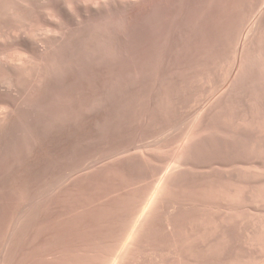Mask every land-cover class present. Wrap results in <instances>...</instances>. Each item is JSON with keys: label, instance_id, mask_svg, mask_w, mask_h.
<instances>
[{"label": "rangeland", "instance_id": "1", "mask_svg": "<svg viewBox=\"0 0 264 264\" xmlns=\"http://www.w3.org/2000/svg\"><path fill=\"white\" fill-rule=\"evenodd\" d=\"M176 1H178V3ZM180 1H182L181 4L184 3L186 5L185 7H183L184 4H182V6H180V7H183L185 9L189 8V9H187V13H190L191 16H193L195 21L193 19L191 20L192 17L190 16V14L187 15L186 19L188 18V20H189V17H191L190 18L191 21H189V22L193 21V23L192 24L190 23V24L193 25L196 23V26L194 25L193 27L197 28V29H199L197 26L201 27L199 30L204 29L202 27V24L204 25L203 21L207 22V20H205V19H208V21H209L210 15H211V12L209 15V11L213 12L212 15L213 16L215 15L214 17L216 19H217V17L219 20L222 18V21L220 20L222 22V24L227 23V25H230L229 21H231L232 17L234 16L233 15L232 17H230V15L236 14L240 10L239 8L242 6V5H240V2H242L243 6L245 4V2H243V0H230V1L229 0H213L212 4H210V5H213V3H215V2L216 3L214 4V7H212V6H208V4L212 0H210V2L208 0L207 6L205 5L207 0H201V1L200 0H194V1L190 0V1H193L192 3L194 5L193 6L191 4L193 7V8H191V5L188 7L186 0H174L173 3H176L177 5H179ZM183 1H185V2H183ZM187 1H189V0H187ZM202 1L205 3H203ZM236 1H238V2H236ZM167 2L168 1L164 2V4L162 2V3H160L159 6H157V4L156 5L154 4V7H152V8H153V10L156 9V11L155 10L153 11L151 8V10L149 9V12H148V10H146L147 12L143 11V12L138 13L140 15V17H139V15L138 16L136 15V17H133V18H137L135 20H138L136 22V24L141 23L142 25L139 24V25L135 26V28L133 26H130V27H132V28H130L129 25H132V24L130 23L129 18H128L129 22L126 21L127 19L124 21V23L126 22L124 27H125V30L127 31L126 32L127 37L129 38V36H132V37H130L132 40L130 39L128 41H132V43L130 42L131 45H129V46H131V47L133 46V49H131V47L128 46L129 42H127L128 43L127 44L128 49H129V51L131 50V52L132 51L134 52L135 50H136V53L140 52L141 55H139L138 53H137L138 54L137 55L135 52H134V55H135V57L139 56V59L141 60V62L137 60L138 58L135 59L133 57L134 61L131 64H133V65L135 64V66H133L132 69L128 68V72H130V70H131V72L128 74V78H129L128 81L129 80H134V81H130L127 83L126 89H128V90H125V92H124L125 97L123 95H121L122 93L119 92L118 88L114 89V87H116V85H113V97L114 96H116V97H114L112 99V101H113L112 105L114 107L112 110L114 112H113V115H111L113 119L110 118L111 120H109V122L110 121L111 122L110 123L108 122L109 125L103 126L104 128H101V130L99 129L98 133L96 131V134L94 133L91 136L93 140L90 137L91 141L89 140V142L86 144L83 141L84 138L82 139V136L84 137V135L82 134V136H81L82 143L85 146L90 143L88 147L86 146L87 149L81 143V145L83 146L81 148H84V150L83 149L82 150L85 152L84 153L82 150L80 151V153L81 152L84 153V154L81 153L82 156H85L88 153V155H86V158L85 157L83 158L81 156V158L84 159V160H81L82 165H84L83 162L85 163V165H86V162L88 163L89 161H90L89 163H92L91 160L94 161V159H97L98 163L95 160L94 162L96 163V165H93L94 162L91 164V167L89 166L90 164H88V166L90 168L86 165L87 170L85 169L86 168L85 165H84L85 167L82 166V168L84 167L82 169L84 171L81 170V172H80L81 174H79V176H78L79 180L77 179V181H76V183L77 182H79V183L78 184H76V183L70 184V187L71 188L73 187V188L70 189L71 191H69L67 193V195L64 194V195L60 196V198H59V196H58V198L54 197L55 199L53 197H50V198L47 197L46 200H45V198L39 199V198H35V197H32L31 200H28L29 198H31V197H29L27 199L28 201L26 200L28 203V209L22 211L23 214H21V212H19V214L17 213L16 215H18V216L15 215V217H14L15 218L14 223L16 222V220H18L15 223L16 226L13 223L12 225L15 227H12V225L9 227L11 229L12 228L14 229V230L12 229V232H14V233L12 234L10 229H9L10 233L8 232V230H6V229H8V227H5L7 225H4L5 229L3 227H2L3 229L0 228V232L2 233V234L0 233V236H1L0 237V245H1V247H0V260H3L4 258L5 259L8 258L7 261H9V258H11L13 256L11 261H9V262L6 261L8 264H10V263L11 264H217V263L218 264H225V263L226 264H229V263L232 264L231 260L233 261V264H236V263L241 264L243 260L244 261L242 264H254L253 262H255L258 259V253H256V250L259 249V244H260L259 243L260 240H258V239H260L259 235H261V233L264 234V231H262L263 230L262 227L258 225L259 222L257 220L259 219L260 222L264 221V215L262 214V212L259 213L260 212L259 210H257L258 212H253V211L256 210V209H254V207L260 208V204H262L261 206L264 205V203L262 202V201H264V196H263L264 195V184H263L264 183V161H263V159H264V150H263V148H264V144H263V141H264V137H263L264 136V130H263L264 128L263 127H264V124H262L263 127L260 126L261 123H264V121H263L264 120V118H263L264 117V115H263L264 114V110H263L264 108L262 109V107H264V98H263L264 95H262V93L264 94V91H263L264 90L263 89L264 88V76H263L264 73L261 76L262 78L260 77L261 80L258 79L259 80V81H257L258 84L255 83L256 87L254 86L255 90L258 92V95H257V92L255 93V90H252L253 87L251 88V90H252L251 92L254 95V97L262 95V97L261 96L258 97L259 102L258 101L254 102V100H253V99L256 100L257 97L254 98L251 96L253 99L250 97L254 102V104H253V102L250 101V102H252L251 104H253L254 107H253V105L251 107V104L249 102H248L249 103V105H248L247 101H243L245 95L247 94L246 92L251 93L250 89H249V91L245 92L246 94L243 93L244 94L243 97H240V95L242 96V94L237 95L236 96L237 98L235 97V104L234 105H236L237 107H235L233 105L232 108H233V110L235 109L236 112H234L235 110L232 111L231 108L228 109V107L222 103L220 105L219 104L214 105L218 109H216V107L213 106V108L208 107V109L205 108L206 110H204L205 97L210 92V91L208 92V90L213 89L212 87H214L215 85H216L215 87L219 86L220 79H218V77L220 78V76L222 74H221V70L218 71V69H221L222 63L223 64L225 63L226 67L230 64L229 60L231 59V56H232L231 51H233V43L234 42L232 43V39L229 40L230 38L229 39L226 38L227 36L224 37L223 34L226 31L225 28H224V30L223 29L219 30L218 35L215 34V32H214L215 30L214 31H212V30L208 31L210 34H213V32H214V34L212 35V36L215 35L214 37H217V36H219L221 38L224 37V38H222L223 39L222 41L225 42V44L224 43L222 44L221 42L217 43L218 39H219V41L221 40V38H219V37H217L216 39L212 38L213 41H211L212 36L209 33H207V31L205 29L204 30L205 36L208 37L211 42H215L216 44L208 43L209 44L208 45L206 42L205 43L206 47L210 46L209 47L210 50L208 48L206 49V47H203L204 44L201 46V48L199 47L198 50L201 49L200 51L202 52V54L205 52L203 54L204 56L200 53L199 57H197L195 54L197 52H200L197 49H196L197 52L195 50V54L193 53V51L191 53H188L190 55L189 57H191V58L193 57L192 55H195L194 58H192V59L190 58L191 60L189 59V61H191L192 65L188 64L190 68L187 65L186 68L188 69V71L185 67H184L185 69L183 68L184 71H181L182 68H181V70L177 69V70H179V71H177L175 69L171 70L168 67H167V69H168L167 70L165 68V66L163 65V67L165 68V70H164L165 73L168 74L169 73L168 71L171 70L170 72L175 76H173V75L170 76L169 74H171V73H169L167 75L164 72H161L162 75L160 77L159 72L163 71L162 70L163 68L161 65V62L163 61L162 59L165 58L164 56L167 55L168 50L170 49L171 44L169 42L172 43V40L169 39L168 40L169 42L168 41L166 42L167 44H169V47L165 46L166 43L163 45V43L165 42L164 39L166 40V36L170 33V30L169 31L166 30V28L168 29V27L165 25H168L172 21H174L175 23L178 21L179 22L183 21L182 20L183 15H180L177 17V13L181 12L178 10H182L183 8L182 9L178 8V6L176 4L171 3L172 2L171 0L169 1L170 3L168 2L169 4H167ZM161 4L163 6H161ZM198 4H200V6ZM164 5L169 6V8H166V6H164ZM239 5H240V7H239ZM160 6H161V9H160ZM237 6H238V8H236ZM162 7H164V8H162ZM173 7H174V10H176V12L173 10L172 14L173 15L176 14L177 19H176L175 15L174 16L170 15L171 17H173V19L171 20V17L169 16V14H171ZM201 7H203V8L205 7V8L203 9ZM211 7H212V9H211ZM215 7H217L219 12H217L218 10L217 11L215 10ZM229 7H230V9H229ZM233 7H235L236 9H234ZM195 8H197L196 9L197 11H195L196 13L193 14ZM213 8H214V10H213ZM162 9H163V11L165 10V13L162 11ZM222 10H224V11H222ZM231 10L233 12H234V10L235 11L238 10V11H236L235 13H232ZM159 11H160V13H159ZM214 11L220 15V18H219V15H217V17H216V13ZM191 12H193V13H191ZM203 12L204 13L207 12L208 14H206V13L204 14ZM166 13H168V14H166ZM145 14H147V15H145ZM202 14H204L205 16L206 15L207 16L209 15V16L208 17L206 16L207 18H205V17H203L204 15H202ZM228 14H229V16H227ZM150 15H151V17H150ZM199 16L200 17L202 16L203 18L201 19V18H199ZM213 16H211V18H214ZM224 16H226V17H224ZM162 17L164 19H162ZM180 17H181V19H180ZM197 18L200 22H198ZM153 19H155L156 21ZM165 19H167L166 21L168 24L166 22H164ZM174 19H176V21ZM225 19H226V21H224ZM157 20H159V21L157 22ZM162 20L164 22V23L162 22L163 24H161ZM188 20H186V22H188ZM201 20L203 23L201 22ZM228 22H229V24H228ZM218 23H220V22H218ZM172 24H173V22H172ZM156 25L157 26L159 25L158 28H156L157 27ZM220 25H219V27H220ZM225 25L226 24L221 25V26L226 27L227 25L226 26ZM138 26H139V28H140V26H142L143 29L140 28L141 29V31H140ZM151 26H153V28ZM126 27H127V29H126ZM145 27H146V29H144ZM136 29H139V30L137 31ZM157 29H159V31H156ZM165 30L168 31V33ZM262 30H264V28ZM164 31H165V33H164ZM222 31H224V32L222 33ZM262 32L264 33V31H262ZM206 33H207V35H206ZM263 33H261V34L264 36ZM164 34H166V36H164ZM220 34L222 36H220ZM261 34L259 37H261ZM208 35H210L211 37ZM158 36H160L159 40H158L160 42H157ZM169 36H170V34H169ZM149 37H151V38H149ZM168 38H170V37H168ZM208 38H206L205 41L209 42ZM133 39H135V41ZM227 39L229 42H231L230 43L231 45H229V42H228V44L226 43ZM262 39H263V37H262ZM186 40L187 39L185 38V41ZM259 40H260L259 42H264V39L262 41L261 38H259ZM133 42L135 43V47H134ZM161 42H163V43H161ZM178 42H179V44H183L184 39L181 40V42H180V40ZM186 42H184V44L187 45L190 43L189 44L190 47L188 45L187 46L185 45V46L189 47L190 50H194V49H192V46H191L192 40L191 41L189 40ZM211 44H212V46H211ZM136 45H138V46H136ZM219 45H221V46H219ZM225 45H227L228 50L226 49V47L224 49ZM261 45L264 46V43ZM217 46L221 47V51L224 49V50H227L229 52L226 51L227 52L226 53V52H224V50H223V52H218V50L220 51V48H218ZM222 46H223V49H222ZM165 47H167V51L166 50L162 51L165 49ZM216 47H217V49H216ZM228 47H231L232 50H231V48H228ZM204 48L206 49L205 51L203 50ZM214 49L216 51H214ZM160 51H161V54H160ZM145 52H148V53H145ZM162 52H163V55H162ZM157 53H159V54L157 55ZM223 54H228L230 57L227 55L229 58H226L227 56L224 57ZM148 55L151 56L152 58H149ZM200 55H202V57ZM220 55L224 58L222 59V57ZM140 56H141V58H140ZM161 56H163V58ZM218 56H220V58ZM144 58L146 61L144 60ZM160 58H162L161 59L162 61L161 62L159 61L160 62V65H159V62L157 60H160ZM199 58H200V60H199ZM133 59L131 58L129 60L131 61ZM143 60H144V62H142ZM218 60H220V61H218ZM221 60H224V61L221 62ZM130 61L128 63L129 67L131 66ZM193 62H195V63H193ZM202 62H203V64H200ZM212 62L214 65L211 64ZM216 62H218L217 64H218V66H220V68L218 67V69L216 68L217 66H215V65H217V64H215ZM154 63H156V64H154ZM152 64H154V65H152ZM207 64H209V65H207ZM138 65H140V66H138ZM134 67H137V68H134ZM144 67H145V69H144ZM191 67H193V69ZM213 67H215L217 70H215V68H213ZM223 68H224V65H223L222 69ZM227 68H224L223 70H225ZM135 69H138L141 72H139L138 70H137V72H135ZM193 70L195 71V73L193 72ZM210 70H211V73L209 74ZM212 70H214L215 72ZM153 71H155V72H153ZM156 71H158V72H156ZM189 71H190V73H189ZM133 72H134V75L139 72L138 74L135 75V76L139 75L138 76L139 79H138V77L133 76ZM186 72H188V73L186 74ZM207 72H208V74H207ZM140 73H141V77L143 79L142 78L140 79ZM215 73L218 75H216ZM222 73L224 74V71H222ZM225 73H226V71H225ZM150 74H152V75H150ZM163 74L172 77V78H169L166 76L167 79H169V80L171 79L170 81L173 80L174 82L172 81V82H170L172 84H170V83H166V81H164L165 83L162 85V83H163V82H161L162 78H165V76H163ZM176 74H178V75H176ZM211 74H213V75H211ZM143 75H145V76H143ZM156 75H157L158 79H160V78L161 79L157 81L158 84H154L155 87H153V88L156 89L157 91L155 90L153 92V91H151L152 88H150V87H152L153 83L155 82V80L153 81L152 76L154 77V79H156V77H155ZM179 75L182 77V79ZM207 75L210 77H208ZM205 76H207V77H205ZM130 77H133V78L130 79ZM176 77H178V79ZM183 77H184V79H183ZM212 77L215 79V81H213L214 79ZM136 78L138 79V81H135ZM201 78H202V80H201ZM186 79L188 82L186 81ZM244 79L245 78H242L241 80L246 83L248 81V79H246L247 81ZM169 80H168V82H169ZM206 80H208V81H206ZM204 81H205V83H204ZM221 81H222V76H221ZM137 82H138V85L136 84ZM159 82H161L160 85H159ZM213 83H214V85H213ZM134 85H137V86H134ZM198 85H199V87H198ZM185 86H187V87H185ZM257 86L260 87V89H258ZM141 87H143V88H141ZM161 87H163V88L161 89ZM148 88H150V89H148ZM175 88H176V92H175ZM218 88L219 87H217L216 89H218ZM143 89H144V91H143ZM145 89L149 90V92H147ZM257 89L260 91H258ZM261 89H263V90H261ZM127 91L130 95L127 93ZM173 91H174V93H173ZM189 91H192V92H189ZM197 91H199V92H197ZM151 92H153V93H151ZM161 92H163V93H161ZM164 92H165V94H164ZM114 93H115V95H114ZM177 93H178V95H177L178 97L175 95ZM169 94H171V95H169ZM202 94L203 95L205 94V95L203 96ZM252 94H250V95H252ZM142 95L144 98H142ZM163 95L165 96V98ZM166 95H167V97H166ZM247 95L249 98L250 95L249 94H247ZM126 96H127V98H126ZM153 97H155V98H153ZM157 97H159V98H157ZM198 97H200L199 98L200 100L198 99ZM168 98L170 100H168ZM192 98H194V99H192ZM114 99H116L117 102H116V100L114 101ZM120 99L121 100L123 99L125 102L127 100V102L125 103L122 100V102L120 104ZM245 99H247V96L245 97ZM260 99H261V101H260ZM156 100H158L157 103H156ZM188 100H189V102H188ZM197 100L199 102H197ZM136 101L138 102V104ZM114 102H115V104H114ZM170 102H171V104H170ZM243 102H245L247 104V106H250V108H253L251 111V114H254V112L257 114V115L254 114L256 120L260 119L259 122H256V123H258L257 125H256L255 121L253 124L252 123H250V124L244 123L243 124L244 121L242 120L243 121L242 122L240 120V119H244L243 116L247 112L248 113L250 112V109L247 110L248 107ZM191 103L193 104L194 107L192 106ZM256 103H257V105H260V103H262L260 105V109L258 106V109L261 110L260 112L258 110L255 111L257 109V107L255 106ZM116 104H119V106L121 105L120 108ZM159 104H160V106H159ZM189 104H191V105H189ZM198 104H199V106H198ZM169 106H171L172 109ZM177 106H179V107H177ZM180 106H181V109H180ZM185 106L188 109L185 108ZM196 106H198V107H196ZM127 107H128V109H127ZM131 107H133V108H131ZM160 107H161V109H160ZM224 107H227V108H224ZM151 108H153V109H151ZM164 108H166L167 110ZM219 108H221V109L219 110ZM140 110H141V113H140ZM173 110L175 112H173ZM180 110L184 113V115L186 113V114L190 115V117L188 115H185L187 118L185 116H183V114ZM228 110H231L232 114H231V111L229 112ZM164 111L167 113L168 116L166 115V113ZM207 111H208V113H207ZM209 111H211V112H209ZM243 111H245L246 113L243 114ZM137 112H138V114H137ZM195 112L198 113L197 116H200L199 120L197 119L198 117L196 116ZM215 112H217V113L215 114ZM233 112H234V114H233ZM237 112H239V113H237ZM133 113H135V114H133ZM119 114H121V115H119ZM145 114H147V115H145ZM170 114L172 115L173 118L171 117ZM238 114H240V115H238ZM154 115L157 117H155ZM234 115L236 116V118H234ZM249 115H250V113H249ZM262 115H263V117H262ZM164 116L166 119L164 118ZM181 116H183V117H181ZM209 116H210V119H208ZM237 116H239V117L241 116L242 118L241 117L239 118ZM193 117H194V119H193ZM213 117H215L217 120ZM122 118H124V119L122 120ZM152 118H154V119H152ZM205 118H207V119H205ZM233 118L235 119V123L232 125V123L234 121ZM237 118H239V119H237ZM171 119H173V120L175 119V120L173 121ZM127 120H129L131 123ZM206 120L207 121L212 120L214 123L212 124V121L208 123ZM239 120L242 123H239ZM97 121H99V120L97 119ZM222 121H224V122H222ZM261 121H263V122H261ZM159 122L162 124H160ZM181 123L182 124L184 123V124L182 125ZM201 123H203V124H201ZM238 123H239V125H238ZM246 124H248V125H246ZM251 124H252V127L249 126ZM142 125H143V127H142ZM167 125H169L170 127L168 126V128H167ZM211 125H212V127H211ZM234 125L236 126V128L234 127ZM237 125L241 129L239 127H237ZM258 125L261 129L258 127ZM124 126H126V127H124ZM150 126L153 128H151ZM120 127H121V129H120ZM134 127H136V128H134ZM146 127H148V128H146ZM156 127L158 129H156ZM161 127H162V129H161ZM179 127H181V128H179ZM189 127H190V129L193 127L192 131H194V134L189 129ZM125 128H126V130H125ZM172 128L173 129L175 128L176 130L175 129L173 130ZM220 128H222V129H220ZM228 128H232L231 129L232 131L229 130ZM233 128H235V129H233ZM238 128H239V130H237ZM135 129L137 130V133H136ZM146 129H147V131H145ZM151 129L153 131L154 130L155 131L152 132ZM214 129H215V131H214ZM216 129L219 131L221 130L220 131L221 133L218 134L219 131H217ZM195 130H197V131H195ZM235 130L238 131L239 135H237V131H235ZM162 131H163V134L161 133ZM233 131L235 132V134L237 136L234 134ZM245 131H246L247 135L244 134ZM126 132H127V134H126ZM157 132H159L160 136L158 135ZM164 132H165V134H164ZM169 132H170V134H169ZM181 132H183V133H181ZM190 132H192V136H193L191 139H190V137H191ZM208 132H209V134H208ZM214 132H215V134H214ZM107 133H109V134H107ZM147 133H149V134H147ZM232 133H233L234 137L231 135ZM124 134H125V136H124ZM195 134H197V135L194 136ZM200 134H201V136H200ZM185 135H186V138H185L186 141L184 143L183 141L185 140L184 139ZM189 135H190V137H189L190 140L188 139ZM229 135L231 137H233L234 139L231 138ZM135 136H137V137H135ZM161 136H163V137H161ZM241 136H243V137H241ZM112 137H114V139ZM143 137H145V138H143ZM165 137L166 138L169 137V138L166 139ZM207 137H209V138H207ZM212 138L214 141H212ZM235 138H236V140H235ZM240 138H242V139H240ZM118 139H120V140H118ZM143 139L146 141H144ZM147 139L150 140V142L147 141ZM169 139H170V141H169ZM239 139H240V141H239ZM244 139H245V141H244ZM246 139H248V140H246ZM108 140H110V141H108ZM140 140H141V142H140ZM229 140H230V142H229ZM233 140L235 141L234 142L235 146H234V144H232ZM92 141H94V142L92 143ZM103 141H105V142H103ZM114 141H116L117 143ZM190 141H192V142H190ZM203 141H205V142H203ZM161 142H163V143H161ZM187 142L188 143L190 142V143L188 144ZM206 142H208V144ZM249 142H250L251 146L250 145L248 146ZM261 142H262V144H261ZM98 143H99V145H98ZM230 143H231V145H230ZM239 143H241V145ZM110 144L113 146H111ZM122 145L124 147H128V148H124ZM224 145H226V146H224ZM253 145H255V146L252 147ZM229 146L230 147L232 146L231 149ZM238 146L244 148V150H242V148H240ZM105 147L108 149L106 150ZM138 147H140L139 150H138ZM210 147H212V149H210ZM226 147L229 149H227ZM250 147L253 148L255 151L253 149H251ZM89 148L91 149V152H90ZM168 148H170V150ZM217 148H218V150H216ZM116 149L117 150L120 149V150L117 151ZM124 149H125V151L122 152L121 150H124ZM159 149H160V151H158ZM174 149H176V150H174ZM183 149H186V150H183ZM223 149H224V151H223ZM233 149L235 151H233ZM87 150H89V152ZM141 150H143V151H141ZM112 151H114L115 153ZM116 151L118 152L117 155H116ZM119 151H120V154H119ZM179 151H180V153H178ZM92 152H94V153H92ZM89 153H90V156H89ZM93 154H95V155H93ZM103 154H104V156H103ZM105 154H106V157H105ZM110 154H112L113 156ZM217 154H218V156H217ZM227 155H230V156H227ZM257 156H259V157H257ZM88 157L90 160H88ZM92 157H93V159H92ZM237 158H238V160H237ZM249 161L250 162L252 161V162L249 163ZM260 161H261V163H260ZM262 161H263V163H262ZM210 162H212V163H210ZM215 163H216V165H215ZM241 164H243V165H241ZM255 164H257V166ZM232 165L234 166L235 170L232 169L233 168ZM235 166H237V167L235 168ZM244 166H245V168H244ZM255 166L257 168H255ZM225 167H227V168H225ZM237 168H239V169H237ZM98 169L100 170V172ZM226 169H228V170H226ZM257 169H259V170H257ZM85 171H87V172H85ZM212 171H214V172H212ZM219 173L221 175H219ZM229 173H230V175H229ZM207 178H209V179H207ZM215 178H217V179H215ZM223 178H224V180H223ZM228 178L230 181L228 180ZM219 179H220V181H219ZM221 179L223 182L221 181ZM260 182H261V185L263 187L260 186ZM234 183H236V185ZM195 184H197V185H195ZM203 185L205 188L203 187ZM213 185H214V187H213ZM219 185H220V187H219ZM237 185H238V188H236ZM246 185H247V187H246ZM215 186H218L217 188H219V189H217ZM253 186H254V188H253ZM222 187L224 189V190L222 189L223 191L221 190ZM156 188H157V191H155ZM207 188L210 191H208ZM227 189H229V190H227ZM211 190H213V191L211 192ZM231 196H232V198H231ZM233 197H234V200H233ZM230 198H231V200H230ZM252 198L254 199L253 201H252ZM225 199L227 202L225 201ZM244 199H246V200L244 201ZM34 200L35 201L38 200V201L34 202ZM57 201H58V203H57ZM259 201H260V204H259V206H257ZM31 202H33V204L35 203V205L31 204ZM245 202H248V203H245ZM230 203H231V206H229ZM30 205L32 206L31 210H29ZM33 206H34V208H33ZM238 206H240L241 208ZM144 207H145V209H143ZM236 207L239 209H237ZM43 209H44V211H43ZM45 210L48 212H45ZM243 210H244L243 213H239V212H242ZM41 213H43V215ZM233 213H235V214H233ZM256 213H257V215H256ZM20 214L24 215V217L21 216ZM36 214H38V215H36ZM238 214H240V216ZM32 216H33V218H32ZM37 216H38V218H37ZM43 217H44V219H43ZM250 217H252V218H250ZM17 218H19V219H17ZM20 218H21V220H20ZM31 219H33L34 221ZM39 219L40 220L42 219V220L40 221ZM242 220L243 221L245 220V221L242 222ZM42 223H43V225H42ZM17 226H18V229H17ZM37 226H39V228ZM4 232H5V234H4ZM258 232H259V234H258ZM8 235H9V239L7 238ZM24 236H25V238H24ZM10 237H11V240H10ZM2 238H4V239H2ZM28 238H29V240H28ZM255 239L258 243H256ZM18 240H20V241H18ZM247 240H248V242H247ZM6 241H8V242H6ZM252 241L253 242L255 241V242L253 243ZM17 243L19 245H17ZM2 246H3V248H2ZM5 249L7 252H9V250H10L9 254L12 256L8 255V253L5 251ZM249 251H251V252H249ZM2 255H5V256H2ZM247 255H248V257H247ZM241 258H243V260H241ZM251 259L252 260L254 259V260L252 261ZM250 261H252V263Z\"/></svg>", "mask_w": 264, "mask_h": 264}, {"label": "bare ground", "instance_id": "2", "mask_svg": "<svg viewBox=\"0 0 264 264\" xmlns=\"http://www.w3.org/2000/svg\"><path fill=\"white\" fill-rule=\"evenodd\" d=\"M166 1H170V0H0V228H4L8 227V232L13 234L14 232H12V229L9 228L13 223H14V217L15 215L19 212L22 213V211L28 209V200H31L32 197L35 198H46L47 197H55V198H60V196L66 194L71 191L70 189H72L70 187V184H75L79 174H81V170L88 164H90L89 166L91 167V164L96 160V162L98 163L97 159H94V161L91 160L92 163H87L86 161V165L81 160H84L81 158L82 154H84L85 152L83 151L84 148H81L83 146H85L82 143L81 140V136L82 134L84 135V137L82 136V139L84 141V143H88L90 140V137L95 133L96 131L97 133L99 132V129L101 130V128H104L103 126L105 125H109L108 122L109 120H111L110 118H112L111 115H113V101L112 99L116 96L113 97V85H116L115 88H118L119 92L122 93L121 95L124 96V92L127 86V83L130 81H134V80H129L128 81V74L131 72H128V68L132 69L133 66H135V64H131L134 59L133 57L137 60L141 62V60L139 59V56L135 57L134 52L136 53V50L133 52H131V50L129 51L128 46L131 45L130 42L132 43V41H128L130 40L132 36H129V38L127 37V31L125 30V23L124 21H128V18L130 20V23L135 28V26L137 25H142L141 23L136 24V22L138 20H135L137 18H133L136 17V15L138 16L140 12L146 11L149 9L151 10L152 7H154V4L157 6L160 5V3L166 2ZM173 3L174 0H171ZM194 1V0H193ZM193 1H187L186 3L188 5V7L192 4L193 5ZM201 1V0H200ZM199 1V2H200ZM230 1V0H229ZM157 2V3H156ZM167 2V4H169ZM178 3V1H176ZM182 1H180L181 4ZM185 2V1H183ZM203 2V1H202ZM208 0L203 3H205V5L207 6ZM210 2V0H209ZM213 0L208 4V6H212L210 5L212 4ZM238 2V1H236ZM243 2H245L244 6L242 4V2H240V5H242L240 7L239 5V11L236 14H232L230 15V17H232L230 22V25H227V23H223L222 24V18L219 20L217 14L216 13V17L217 19L212 15L213 12L209 11V15H210V19L208 21V19L204 14H208L207 12H203L204 15L203 17H205L204 19L207 20L203 21L204 25L202 24V27L204 28L203 30H199L201 27L197 26L199 29L194 28L193 26H196V23L191 25L193 23L189 22L192 19L194 20L193 16H191L190 13H187V9L183 8L186 5L184 3L183 7L182 4L177 5L178 8H183L182 10H178L181 12L177 13V17L180 15L182 16V22H172L171 23H167V19H165L164 22H166L168 25H165L168 27V29L166 28V30H170V36L169 34L166 36V34L168 33V31H166L167 33L164 34V36H166V40L164 39V43L163 45L169 40H172V43L169 42L171 44L170 49L168 50V53L166 56H164L165 58H163V56H161L162 58H160V60H157L158 62H161L162 65V70L160 71L159 69V74L161 77V72H164L165 68L167 69V67L171 70H177L182 68L181 71H184L183 68L187 67V65H192L191 61H189V59L191 57H189L190 55L188 53H191L193 51V53L195 54V50L203 45V47H206V42L208 43H214L215 42H211L213 41L212 38H217L212 36L215 32V34H219V30H224L225 28V32L222 31V33L224 32V37L227 36L226 38H230L229 40L232 39V43H233V51L232 50V46L228 47L231 48V59L229 60L230 64L226 67V64L222 63L221 65V69H218V67L220 68V66H218V62H216L215 66H217L216 68L219 70H221V76H222V81H221V76L220 78L218 77V79H220L219 81V87L218 89H216L217 87H212L213 89L208 90L209 94H207V96L205 97V105H204V110H206L205 108L208 109L209 108H213L214 105L216 104H224L229 108H231L232 111L233 110V105L235 104V97L239 94H242V96L240 95V97H243V93H245L246 91L250 92L252 90H255V83H257V81L261 80L260 77L263 75L264 73V46H262L261 44H263L264 42H259V38H261V40L263 41L264 36L261 34L263 33L262 30L264 28V0H243ZM166 4V3H165ZM172 4V5H173ZM239 4V3H238ZM191 5V8H193ZM200 6V4H198ZM224 5V4H223ZM234 5V4H233ZM156 6V7H157ZM161 6H163L161 4ZM160 6V9H161ZM166 6V5H164ZM171 6V5H170ZM194 6V5H193ZM196 6V5H195ZM198 6V7H199ZM203 6V5H202ZM217 6V5H216ZM232 6V5H231ZM236 6V5H235ZM155 7V8H156ZM211 7V9H212ZM220 7V6H219ZM227 7V6H226ZM164 8V7H162ZM166 8H169V6H166ZM165 8V9H166ZM171 8V7H170ZM203 8V7H201ZM205 8V7H204ZM203 8V9H204ZM234 9L238 8V6ZM159 9V8H158ZM176 9V8H175ZM197 8H195L194 13L195 14L197 11ZM202 9V10H203ZM230 9V7H229ZM153 10V8H152ZM156 11V9H154ZM153 10V11H154ZM173 10L174 7L172 8V12L170 15H173ZM199 10V9H198ZM206 10V9H205ZM204 10V11H205ZM210 10V9H209ZM214 10V8H213ZM215 10L217 11V7H215ZM225 10V9H224ZM222 10V11H224ZM163 11V9H162ZM161 11V12H162ZM169 11V10H168ZM171 11V10H170ZM176 12V10H174ZM190 11V10H189ZM232 11V10H231ZM234 10V12L232 11V13L236 12ZM147 12V11H146ZM151 12V11H150ZM165 13V10L163 11ZM219 12V10L217 11ZM221 12V11H220ZM230 12V11H229ZM156 13V12H155ZM160 13V11H159ZM169 13V12H168ZM166 13V14H168ZM181 13V14H180ZM214 13V14H215ZM226 13V12H225ZM231 13V12H230ZM229 13V14H230ZM149 14V13H148ZM192 17H189L186 19L187 15H189ZM222 14V13H221ZM229 14L227 16H229ZM147 15V14H145ZM155 15V14H154ZM165 15V14H164ZM163 15V16H164ZM176 17V14H174ZM173 15V16H174ZM198 15V14H197ZM159 16V15H158ZM168 16V15H167ZM166 16V17H167ZM211 16H213L214 18H211ZM222 16V15H221ZM140 17V15H139ZM144 17V16H143ZM151 17V15H150ZM157 17V16H156ZM161 17V16H160ZM165 17V16H164ZM171 17V16H170ZM174 17V18H175ZM176 17V19H177ZM202 16L199 18H203ZM226 17V16H224ZM168 18V17H167ZM191 18V20H190ZM220 18V15H219ZM140 19V18H139ZM148 19V18H147ZM158 19V18H157ZM162 19H164L162 17ZM169 19V18H168ZM173 19V17H171V20ZM176 19H174L176 21ZM179 19V18H178ZM181 19V17H180ZM196 19V18H195ZM224 19V18H223ZM229 19V18H228ZM227 19V20H228ZM149 20V19H148ZM155 20V19H153ZM170 20V19H169ZM185 20V21H184ZM186 20H188V22H186ZM198 20V18H197ZM156 21V20H155ZM159 20H157L158 22ZM181 21V20H180ZM195 21V20H194ZM220 23H218V22ZM226 21V19L224 20ZM129 22V21H128ZM150 22V21H149ZM163 20L161 21V24ZM197 22V21H196ZM198 22H200L198 20ZM202 22V20H201ZM202 22V23H203ZM228 22V24H229ZM154 23V22H153ZM165 23V24H166ZM191 23V24H190ZM156 24V23H155ZM160 24V25H161ZM224 26H221V25ZM128 25V24H127ZM145 25V24H144ZM220 25V27H219ZM154 26V25H153ZM153 26H151L153 28ZM157 26V25H156ZM159 26V25H158ZM158 26L156 28H158ZM128 27V26H127ZM126 27V29H127ZM128 27V28H129ZM148 27V26H147ZM150 27V28H151ZM155 27V26H154ZM161 27V26H160ZM132 28V27H130ZM137 28V27H136ZM139 28V26H138ZM140 28L143 29L142 26H140ZM139 28V29H140ZM227 28V29H226ZM139 29H136L137 31ZM146 29V27L144 28ZM155 29V28H154ZM206 29L207 33H209V30L214 31L213 34H210L208 36L211 37V41L209 40L208 37L205 36L204 30ZM130 30V29H129ZM135 31V30H134ZM133 31V32H134ZM136 31V32H137ZM141 31V29H140ZM146 31V30H145ZM156 31H159V29H157ZM164 31V33H165ZM205 31V32H206ZM162 32V31H161ZM135 33V32H134ZM133 33V34H134ZM139 33V32H138ZM142 33V32H141ZM160 33V32H159ZM206 33V35H207ZM132 34V33H131ZM151 34V33H150ZM261 34V37H259ZM264 34V33H263ZM143 36V35H142ZM154 36V35H153ZM163 36V35H162ZM161 36V37H162ZM220 36H222L220 34ZM134 37V36H133ZM144 37V36H143ZM159 37H157V42L159 40ZM222 37V38H224ZM263 37V39H262ZM148 38V37H147ZM151 38V37H149ZM163 38V37H162ZM161 38V39H162ZM168 38V39H167ZM185 38L187 39L186 41H191V46L192 49L194 50H190L189 49V44H187L189 47H186L187 45L184 44ZM206 38H208V41H205ZM221 38V37H219ZM218 42H221L222 44L225 42H223L222 39ZM141 39V38H140ZM160 39V40H161ZM184 39L183 44H179V40L181 42V40ZM228 39L226 40V43L228 44ZM132 40V39H131ZM135 41V39H133ZM139 40V39H138ZM147 40V39H146ZM152 40V39H151ZM215 41V40H214ZM225 41V40H224ZM129 42V44L127 43ZM138 42V41H137ZM141 42V41H140ZM139 42V43H140ZM149 42V41H148ZM134 43V42H133ZM143 43V42H142ZM160 43V44H161ZM187 43V42H186ZM220 43V44H221ZM231 42H229V45ZM261 43V44H260ZM128 44V46H127ZM138 44V43H137ZM167 44V43H166ZM165 46L169 47V44H167ZM178 44V45H177ZM153 45V44H152ZM186 45V46H185ZM209 45V44H208ZM138 46V45H136ZM151 46V45H150ZM212 46V44H211ZM221 46V45H219ZM131 47V46H129ZM134 47H135V43H134ZM202 47V48H203ZM210 47V46H209ZM209 47L207 46L206 49ZM214 47V46H213ZM218 47V46H217ZM216 47V49H217ZM227 49V45L224 46V49ZM139 48V47H138ZM152 48V47H151ZM154 48V47H153ZM215 48V47H214ZM220 51L218 50V52H223V46H222V51H221V47ZM131 49H133V46L131 47ZM160 49V48H159ZM164 49V48H163ZM205 48L203 49L204 51L206 50ZM138 50V49H137ZM149 50V49H148ZM162 50V49H161ZM167 51V47H165L164 50L162 51ZM196 50V52H197ZM201 49H199L198 51H200ZM202 50V51H203ZM210 50V49H209ZM228 50V49H227ZM227 50H224V52H226ZM208 51V50H207ZM214 51H216L214 49ZM211 52V51H210ZM229 52V51H227ZM226 52V53H227ZM138 53V52H137ZM136 53V54H137ZM148 53V52H145ZM202 54V52H197L195 55L197 57H199V54ZM205 53V52H204ZM203 53V54H204ZM208 53V52H207ZM216 53V52H215ZM139 55H141V53H138ZM137 54V55H138ZM151 54V53H150ZM159 53H157L158 55ZM161 54V51H160ZM198 54V55H197ZM202 54V55H203ZM212 54V53H211ZM230 54V55H231ZM163 55V52H162ZM195 55H192L194 58ZM202 55H200L202 57ZM213 55V54H212ZM224 57L227 56L228 54H223ZM149 56V55H148ZM204 56V55H203ZM217 56V55H216ZM221 56V55H220ZM220 56H218L220 58ZM229 56V55H228ZM226 58H229V57ZM133 60H129L131 58ZM146 57V56H145ZM200 57V58H201ZM222 57V56H221ZM222 57V59L224 58ZM141 58V56H140ZM149 58H152L151 56H149ZM148 58V59H149ZM155 58V57H154ZM153 58V59H154ZM158 58V57H157ZM156 58V59H157ZM191 58V59H192ZM196 58V57H195ZM199 58V60H200ZM208 58V57H207ZM225 58V59H226ZM159 59V58H158ZM162 59V60H161ZM190 59V60H191ZM136 60V61H137ZM145 60V58H144ZM144 60L142 62H144ZM204 60V59H203ZM216 60V59H215ZM227 60V59H226ZM225 60V61H226ZM130 61L131 64V68L128 66ZM135 61V62H136ZM137 61V62H138ZM146 61V60H145ZM152 61V60H151ZM150 61V62H151ZM197 61V60H196ZM195 61V62H196ZM214 61V60H213ZM220 61V60H218ZM224 60H221V62ZM228 61V60H227ZM134 62V63H135ZM139 62V63H140ZM159 62V65H160ZM193 62V63H195ZM205 62V61H204ZM220 62V63H221ZM147 63V62H146ZM157 63V62H156ZM154 63V64H156ZM142 64V63H141ZM152 64V65H154ZM158 64V63H157ZM200 64H203L200 63ZM206 64V63H205ZM213 64V62L211 63ZM228 64V63H227ZM144 65V64H143ZM158 65V66H159ZM163 65L165 66V68L163 67ZM188 65V67H189ZM209 65V64H207ZM214 65V64H213ZM212 65V66H213ZM224 65V68H227L225 70L222 69ZM140 66V65H138ZM149 66V65H148ZM211 66V65H210ZM156 67V66H155ZM161 67V66H160ZM197 67V66H196ZM137 68V67H134ZM143 68V67H142ZM153 68V67H152ZM157 68V67H156ZM184 68V69H185ZM190 68V67H189ZM193 69V67H191ZM207 68V67H206ZM215 68V67H213ZM215 68V70H217ZM145 69V67H144ZM155 69V68H154ZM187 69V68H186ZM203 69V68H202ZM138 69H135V72H137ZM149 70V69H148ZM168 70V69H167ZM166 70V71H167ZM169 70L168 72L171 73ZM139 72H141L140 70H138ZM145 71V70H144ZM147 71V70H146ZM150 71V70H149ZM179 71V70H177ZM180 71V72H181ZM188 71V69H187ZM202 71V70H201ZM205 71V70H204ZM214 71V70H212ZM222 71H224V74L222 73ZM226 71V73H225ZM138 72V73H139ZM151 72V71H150ZM155 72V71H153ZM158 72V71H156ZM174 72V71H173ZM193 72L195 73V71L193 70ZM199 72V71H198ZM203 72V71H202ZM215 72V71H214ZM217 72V71H216ZM136 73V74H138ZM165 73V72H164ZM168 73V74H169ZM179 73V72H178ZM188 72H186L187 74ZM190 73V71H189ZM211 73V70L209 72V74ZM213 73V72H212ZM218 73V72H217ZM135 74V75H136ZM144 74V73H143ZM149 74V73H148ZM167 74V73H165ZM167 74V75H168ZM175 74V73H174ZM192 74V73H191ZM199 74V73H198ZM208 74V72H207ZM216 74V73H215ZM219 74V73H218ZM216 74V75H218ZM134 72H133V76ZM152 75V74H150ZM167 75H164L165 78H162V85L165 83L164 81H166V83H170L172 81H170L169 79L166 78ZM170 76H172L173 74H169ZM178 75V74H176ZM195 75V74H194ZM203 75V74H202ZM213 75V74H211ZM220 75V74H219ZM139 76V75H138ZM135 76V77H138ZM145 76V75H143ZM170 76H167L169 78H172ZM175 76V75H173ZM180 76V75H179ZM178 76V77H179ZM197 76V75H196ZM201 76V75H200ZM208 76V75H207ZM205 76V77H207ZM264 76V75H263ZM148 77V76H147ZM156 79L153 78V81L155 80V82L153 83L152 90L151 91H155L156 89H154L153 87H155L154 84H158V77L157 75L155 76ZM178 77H176L178 79ZM181 77V76H180ZM210 77V76H208ZM214 77V76H213ZM212 77V78H213ZM217 77V76H216ZM215 77V78H216ZM133 77H130V79ZM141 73H140V79H141ZM145 78V77H144ZM149 78V77H148ZM191 78V77H190ZM189 78V79H190ZM199 78V77H198ZM245 78L244 80L248 79V81L245 83L244 81H242L241 79ZM262 78V77H261ZM137 79V78H136ZM135 81H138V79ZM143 79V78H142ZM167 79V80H166ZM182 79V77H181ZM184 79V77H183ZM192 79V78H191ZM197 79V78H196ZM208 79V78H207ZM211 79V78H210ZM209 79V80H210ZM214 79V78H213ZM259 79V80H258ZM146 80V79H145ZM169 80V82H168ZM176 80V79H175ZM180 80V79H179ZM193 80V79H192ZM202 80V78H201ZM263 80V79H262ZM150 81V80H149ZM185 81V80H184ZM187 81V79H186ZM191 81V80H190ZM208 81V80H206ZM215 81V79L213 80ZM212 81V82H213ZM217 81V80H216ZM144 82V81H143ZM151 82V81H150ZM159 82V85L160 83ZM174 82V81H173ZM183 82V81H182ZM188 82V81H187ZM192 82V81H191ZM190 82V83H191ZM196 82V81H195ZM221 82V83H220ZM185 83V82H184ZM199 83V82H198ZM205 83V81H204ZM203 83V84H204ZM216 83V82H215ZM130 84V83H129ZM133 84V83H132ZM138 85V82L136 83ZM145 84V83H144ZM172 84V83H170ZM197 84V83H196ZM212 84V83H211ZM258 84V83H257ZM134 85V86H137ZM214 85V83H213ZM218 85V84H217ZM262 85V84H261ZM129 86V85H128ZM132 86V85H131ZM166 86V85H165ZM164 86V87H165ZM171 86V85H170ZM177 86V85H176ZM201 86V85H200ZM204 86V85H203ZM208 86V85H207ZM255 86V87H254ZM187 87V86H185ZM199 87V85H198ZM253 87V88H252ZM258 87V86H257ZM135 88V87H134ZM143 88V87H141ZM145 88V87H144ZM148 88V89H150ZM163 87H161L162 89ZM168 88V87H167ZM189 88V87H188ZM252 88V90H251ZM158 89V88H157ZM160 89V88H159ZM165 89V88H164ZM179 89V88H178ZM258 89H260V87H258ZM257 89V90H258ZM264 89V88H263ZM261 89V90H263ZM136 90V89H135ZM140 90V89H139ZM146 90V89H145ZM173 90V89H172ZM185 90V89H184ZM194 90V89H193ZM192 90V91H193ZM204 90V89H203ZM144 91V89H143ZM147 92H149V90H146ZM157 91V90H156ZM159 91V90H158ZM182 91V90H181ZM187 91V90H186ZM189 91V92H192ZM195 91V90H194ZM200 91V90H199ZM197 91V92H199ZM205 91V90H204ZM260 91V90H258ZM264 91V90H263ZM262 91V92H263ZM115 92V91H114ZM151 92V93H153ZM175 92H176V88H175ZM188 92V91H187ZM206 92V91H205ZM257 91L255 90V93ZM118 93V92H117ZM128 93V91H127ZM158 93V92H157ZM163 93V92H161ZM174 93V91H173ZM247 94H252L246 92ZM245 93V94H246ZM254 93V92H253ZM129 94V93H128ZM132 94V93H131ZM137 94V93H136ZM159 94V93H158ZM165 94V92H164ZM168 94V93H167ZM190 94V93H189ZM194 94V93H193ZM198 94V93H197ZM245 95V97L247 96V99H245L243 101H247V104L249 105V103L251 104L254 100L258 101V97H262V95H264L262 93V95L259 96H255L257 97V99H253L252 97H254V95H250L249 99L248 95ZM115 95V93H114ZM130 95V94H129ZM134 95V94H133ZM132 95V96H133ZM149 95V94H148ZM162 95V94H161ZM171 95V94H169ZM176 96L178 95L175 94ZM203 95V94H202ZM201 95V96H202ZM205 95V94H204ZM203 95V96H204ZM256 95V94H255ZM258 95V92H257ZM136 96V95H135ZM164 96V95H163ZM193 96V95H192ZM196 96V95H195ZM125 97V96H124ZM134 97V96H133ZM137 97V96H136ZM150 97V96H149ZM161 97V96H160ZM167 97V95H166ZM171 97V96H170ZM178 97V96H177ZM197 97V96H196ZM254 97V98H255ZM127 98V96H126ZM125 98V99H126ZM130 98V97H129ZM128 98V99H129ZM138 98V97H137ZM142 98L143 95H142ZM141 98V99H142ZM146 98V97H145ZM155 98V97H153ZM159 98V97H157ZM165 98V96H164ZM172 98V97H171ZM174 98V97H173ZM186 98V97H185ZM200 97H198L199 99ZM202 98V97H201ZM237 98V97H236ZM264 98V97H263ZM124 99V98H123ZM122 99V100H123ZM134 99V98H133ZM132 99V100H133ZM162 99V98H161ZM177 99V98H176ZM183 99V98H182ZM188 99V98H187ZM194 99V98H192ZM191 99V100H192ZM196 99V98H195ZM243 99V98H242ZM262 99V98H261ZM260 99V101H261ZM116 99H114L115 101ZM122 100L120 99V104L122 102ZM135 100V99H134ZM148 100V99H147ZM167 100V99H166ZM168 100H170L168 98ZM200 100V99H199ZM203 100V99H202ZM263 100V99H262ZM124 101V100H123ZM153 101V100H152ZM158 100H156L157 103ZM164 101V100H163ZM162 101V102H163ZM174 101V100H173ZM204 101V100H203ZM202 101V102H203ZM252 101V102H250ZM117 102V100H116ZM125 102V101H124ZM127 102V100H126ZM125 102V103H126ZM137 102V101H136ZM154 102V101H153ZM176 102V101H175ZM189 102V100H188ZM194 102V101H193ZM197 102H199L197 100ZM201 102V101H200ZM249 102V103H248ZM253 102V104H254ZM259 102V101H258ZM119 103V102H118ZM145 103V102H144ZM166 103V102H165ZM244 104H246L245 102H243ZM115 104V102H114ZM123 104V103H122ZM133 104V103H132ZM131 104V105H132ZM138 104V102H137ZM162 104V103H161ZM171 104V102H170ZM192 104V103H191ZM189 104V105H191ZM196 104V103H195ZM243 104V105H244ZM246 104V106H247ZM251 104V107L252 105ZM259 104V103H258ZM262 103H260L261 105ZM119 106V104H116ZM134 105V104H133ZM136 105V104H135ZM166 105V104H165ZM173 105V104H172ZM238 105V104H237ZM260 105H257V103L255 104V106L257 107V109L255 111H261L260 109ZM121 106V105H120ZM119 106V108H120ZM124 106V105H123ZM141 106V105H140ZM139 106V107H140ZM147 106V105H146ZM153 106V105H152ZM160 106V104H159ZM162 106V105H161ZM167 106V105H166ZM193 106V104H192ZM199 106V104H198ZM196 106V107H198ZM201 106V105H200ZM218 106V105H217ZM235 107H237L236 105H234ZM239 106V105H238ZM259 106V109H258ZM263 106V105H262ZM151 107V106H150ZM149 107V108H150ZM171 107V106H169ZM179 107V106H177ZM190 107V106H189ZM194 107V106H193ZM202 107V106H201ZM216 107V106H214ZM222 107V106H221ZM224 107V108H227ZM234 107V108H235ZM242 107V106H241ZM249 110L250 109V115L249 113L243 111V114L246 113L243 118L244 119H240L243 124L244 123H255L259 122L260 119L257 121L255 119V115H257L254 111V114H251V111L253 108H250V106H247ZM254 107V105H253ZM255 107V108H256ZM130 108V107H129ZM133 108V107H131ZM145 108V107H144ZM185 108H187L185 106ZM246 108V107H245ZM244 108V109H245ZM264 107H262L263 109ZM122 109V108H121ZM125 109V108H124ZM128 109V107H127ZM138 109V108H137ZM153 109V108H151ZM161 109V107H160ZM166 109V108H164ZM172 109V107H171ZM179 109V108H178ZM181 109V106H180ZM188 109V108H187ZM193 109V108H192ZM201 109V108H200ZM216 109H218L216 107ZM221 108H219L220 110ZM237 109V108H236ZM117 110V109H116ZM131 110V109H130ZM142 110V109H141ZM140 110V113H141ZM148 110V109H147ZM146 110V111H147ZM150 110V109H149ZM167 110V109H166ZM176 110V109H175ZM199 110V109H198ZM197 110V111H198ZM203 110V109H202ZM227 110V109H226ZM231 110H228L229 112ZM246 110V109H245ZM246 110V111H247ZM264 110V109H263ZM262 110V111H263ZM128 111V110H127ZM181 111V110H180ZM191 111V110H190ZM212 111V110H211ZM209 111V112H211ZM214 111V110H213ZM231 111V114H232ZM134 112V111H133ZM143 112V111H142ZM152 112V111H151ZM160 112V111H159ZM165 112V111H164ZM173 112H175L173 110ZM178 112V111H177ZM182 112V111H181ZM194 112V111H193ZM201 112V111H200ZM218 112V111H217ZM215 112V114L217 113ZM236 112V110L234 111ZM233 112V114H234ZM252 112V113H253ZM120 113V112H119ZM166 113V112H165ZM169 113V112H168ZM188 113V112H187ZM196 113V112H195ZM208 113V111H207ZM220 113V112H219ZM239 113V112H237ZM122 114V113H121ZM119 114V115H121ZM135 114V113H133ZM138 114V112H137ZM158 114V113H157ZM179 114V113H178ZM181 114V113H180ZM183 116L188 115L182 112ZM194 114V113H193ZM198 113H196L197 116ZM214 114V113H213ZM228 114V113H227ZM230 114V113H229ZM242 114V113H241ZM262 114V113H261ZM132 115V114H131ZM147 115V114H145ZM153 115V114H152ZM156 115V114H155ZM154 115V116H155ZM165 115V114H164ZM167 115V113H166ZM171 115V114H170ZM175 115V114H174ZM201 115V114H200ZM222 115V114H221ZM240 115V114H238ZM259 115V114H258ZM264 115V114H263ZM262 115V117H263ZM115 116V115H114ZM168 116V115H167ZM181 116V117H183ZM190 117V115H188ZM223 116V115H222ZM230 116V115H229ZM232 116V115H231ZM242 116V115H241ZM240 116V117H241ZM125 117V116H124ZM127 117V116H126ZM142 117V116H141ZM157 117V116H155ZM154 117V118H155ZM172 117V115H171ZM170 117V118H171ZM186 117V116H185ZM184 117V118H185ZM198 120L200 118V116H197ZM219 117V116H218ZM233 117V116H232ZM239 117V116H237ZM239 117V118H240ZM257 117V116H256ZM146 118V117H145ZM152 118V119H154ZM165 118V116H164ZM173 118V117H172ZM187 118V117H186ZM215 118V117H213ZM222 118V117H221ZM229 118V117H228ZM234 118H236V116L234 115ZM233 118V119H234ZM237 118V119H239ZM242 118V117H241ZM259 118V117H258ZM264 118V117H263ZM262 118V119H263ZM97 119L99 121H97ZM113 119V118H112ZM121 119V118H120ZM119 119V120H120ZM124 118H122L123 120ZM141 119V118H140ZM163 119V118H162ZM166 119V118H165ZM164 119V120H165ZM181 119V118H180ZM194 119V117H193ZM203 119V118H202ZM207 119V118H205ZM210 119V116L209 118ZM216 119V118H215ZM227 119V118H226ZM225 119V120H226ZM236 119V120H237ZM118 120V121H119ZM132 120V119H131ZM135 120V119H134ZM159 120V119H158ZM163 120V121H164ZM173 120V119H171ZM175 120V119H174ZM173 120V121H174ZM201 120V119H200ZM217 120V119H216ZM219 120V119H218ZM229 120V119H228ZM239 120V123H242ZM129 121V120H127ZM149 121V120H148ZM166 121V120H165ZM184 121V120H183ZM186 121V120H185ZM191 121V120H190ZM203 121V120H202ZM207 121V120H206ZM212 121V120H211ZM210 120L207 121L208 123L211 122ZM215 121V120H214ZM231 121V120H230ZM264 121V120H263ZM261 121V122H263ZM111 122V121H110ZM109 122V123H110ZM121 122V121H120ZM124 122V121H123ZM130 122V121H129ZM150 122V121H149ZM158 122V121H157ZM187 122V121H186ZM224 122V121H222ZM237 122V121H236ZM119 123V122H118ZM131 123V122H130ZM153 123V122H152ZM160 123V122H159ZM171 123V122H170ZM174 123V122H173ZM172 123V124H173ZM180 123V122H179ZM185 123V122H184ZM183 123V124H184ZM214 122L212 121V124ZM229 123V122H228ZM232 123V122H231ZM235 123V119L232 123V125ZM238 123V125H239ZM140 124V123H139ZM154 124V123H153ZM152 124V125H153ZM156 124V123H155ZM162 124V123H160ZM159 124V125H160ZM167 124V123H166ZM182 124V123H181ZM182 124V125H183ZM186 124V123H185ZM192 124V123H191ZM203 124V123H201ZM207 124V123H206ZM217 124V123H216ZM237 124V123H236ZM246 124V125H248ZM252 124L249 125L252 127ZM258 123H256L257 125ZM264 123H261L260 126L263 127ZM113 125V124H112ZM126 125V124H125ZM149 125V124H148ZM151 125V124H150ZM165 125V124H164ZM163 125V126H164ZM193 125V124H192ZM195 125V124H194ZM200 125V124H199ZM223 125V124H222ZM225 125V124H224ZM231 125V124H230ZM237 125V127H239ZM115 126V125H114ZM119 126V125H118ZM154 126V125H153ZM161 126V125H160ZM169 125H167L168 128ZM179 126V125H178ZM181 126V125H180ZM187 126V125H186ZM203 126V125H202ZM110 127V126H109ZM123 127V126H122ZM126 127V126H124ZM143 127V125H142ZM151 127V126H150ZM159 127V126H158ZM170 127V126H169ZM173 127V126H172ZM210 127V126H209ZM212 127V125H211ZM217 127V126H216ZM215 127V128H216ZM219 127V126H218ZM221 127V126H220ZM234 127L236 128V126L234 125ZM243 127V126H242ZM255 127V126H254ZM253 127V128H254ZM259 127V125H258ZM106 128V127H105ZM114 128V127H113ZM130 128V127H129ZM136 128V127H134ZM148 128V127H146ZM153 128V127H151ZM181 128V127H179ZM183 128V127H182ZM193 128V127H192ZM189 129L192 131L193 129ZM195 128V127H194ZM227 128V127H226ZM233 128V129H235ZM240 128V127H239ZM239 128L237 130H239ZM260 128V127H259ZM264 128V127H263ZM262 128V129H263ZM119 129V128H118ZM121 129V127H120ZM150 129V128H149ZM156 129H158L156 127ZM160 129V128H159ZM162 129V127H161ZM173 129V128H172ZM175 129V128H174ZM173 129V130H174ZM185 129V128H184ZM205 129V128H204ZM222 129V128H220ZM229 130H231L232 128H228ZM241 129V128H240ZM252 129V128H251ZM257 129V128H256ZM261 129V128H260ZM104 130V129H103ZM126 130V128H125ZM129 130V129H128ZM152 130V129H151ZM170 130V129H169ZM176 130V129H175ZM206 130V129H205ZM209 130V129H208ZM213 130V129H212ZM217 130V129H216ZM235 130V131H237ZM264 130V129H263ZM110 131V130H109ZM114 131V130H113ZM112 131V132H113ZM136 133L137 130L135 129ZM147 131V129L145 130ZM155 131V130H154ZM152 130V132H154ZM166 131V130H165ZM197 131V130H195ZM211 131V130H210ZM215 131V129H214ZM219 131V130H217ZM221 131V130H220ZM219 131L218 134H220L221 132ZM225 131V130H224ZM232 131V130H231ZM257 131V130H256ZM262 131V130H261ZM134 132V131H133ZM142 132V131H141ZM149 132V131H148ZM173 132V131H172ZM176 132V131H175ZM194 134V131H192ZM192 132L191 133V137L190 135L188 136V139L190 137V139L193 137L192 136ZM234 132V131H233ZM145 133V132H144ZM156 133V132H155ZM159 135V132H157ZM163 134V131L161 132ZM183 133V132H181ZM196 133V132H195ZM203 133V132H202ZM228 133V132H227ZM249 133V132H248ZM259 133V132H258ZM109 134V133H107ZM127 134V132H126ZM135 134V133H134ZM149 134V133H147ZM165 134V132H164ZM170 134V132H169ZM176 134V133H175ZM188 134V133H187ZM199 134V133H198ZM204 134V133H203ZM209 134V132H208ZM212 134V133H211ZM215 134V132H214ZM217 134V135H218ZM224 134V133H223ZM222 134V135H223ZM235 134V132H234ZM246 134V131L245 133ZM130 135V134H129ZM157 135V136H158ZM197 134H195L194 136H196ZM226 135V134H225ZM233 137V133L231 134ZM236 135V134H235ZM237 135L238 131H237ZM236 135V136H237ZM247 135V134H246ZM263 135V134H262ZM116 136V135H115ZM125 136V134H124ZM134 136V135H133ZM148 136V135H147ZM160 136V135H159ZM164 136V135H163ZM161 136V137H163ZM182 136V135H181ZM199 136V135H198ZM201 136V134H200ZM206 136V135H205ZM230 136V135H229ZM228 136V137H229ZM94 137V136H93ZM107 137V136H106ZM131 137V136H130ZM137 137V136H135ZM146 137V136H145ZM143 137V138H145ZM204 137V136H203ZM214 137V136H213ZM227 137V138H228ZM231 137V136H230ZM231 137V138H233ZM243 137V136H241ZM264 137V136H263ZM101 138V137H100ZM114 139V137H112ZM121 138V137H120ZM155 138V137H154ZM166 138V137H165ZM169 137H167L166 139H168ZM177 138V137H176ZM180 138V137H179ZM186 138V135L184 137V139ZM202 138V137H201ZM209 138V137H207ZM216 138V137H215ZM218 138V137H217ZM221 138V137H220ZM245 138V137H244ZM92 139V137H91ZM98 139V138H97ZM116 139V138H115ZM130 139V138H129ZM159 139V138H158ZM161 139V138H160ZM189 139V140H190ZM234 139V138H233ZM242 139V138H240ZM239 139V141H240ZM259 139V138H258ZM263 139V138H262ZM93 140V139H92ZM100 140V139H99ZM120 140V139H118ZM144 140V139H143ZM152 140V139H151ZM162 140V139H161ZM194 140V139H193ZM219 140V139H218ZM217 140V141H218ZM236 140V138H235ZM248 140V139H246ZM91 141V140H90ZM110 141V140H108ZM107 141V142H108ZM139 141V140H138ZM146 141V140H144ZM147 141L150 142V140L147 139ZM158 141V140H157ZM170 141V139H169ZM172 141V140H171ZM186 139L183 141L185 143ZM188 141V140H187ZM212 141L213 138H212ZM245 141V139H244ZM243 141V142H244ZM259 141V140H258ZM94 141H92L93 143ZM99 142V141H98ZM105 142V141H103ZM116 142V141H114ZM141 142V140H140ZM154 142V141H153ZM174 142V141H173ZM181 142V141H180ZM192 142V141H190ZM189 142V143H190ZM199 142V141H198ZM205 142V141H203ZM216 142V141H215ZM221 142V141H220ZM230 142V140H229ZM234 140L232 142V144H234ZM81 143L83 144V146L81 145ZM117 143V142H116ZM119 143V142H118ZM121 143V142H120ZM126 143V142H125ZM139 143V142H138ZM143 143V142H142ZM163 143V142H161ZM169 143V142H168ZM188 143V142H187ZM188 143V144H189ZM196 143V142H195ZM208 144V142H206ZM218 143V142H217ZM224 143V142H223ZM237 143V142H236ZM90 144V143H89ZM86 145L87 147L89 146ZM104 144V143H103ZM107 144V143H106ZM105 144V145H106ZM131 144V143H130ZM152 144V143H151ZM150 144V145H151ZM159 144V143H158ZM187 144V145H188ZM192 144V143H191ZM204 144V143H203ZM225 144V143H224ZM238 144V143H237ZM241 145V143H239ZM244 144V143H243ZM247 144V143H246ZM262 144V142H261ZM264 144V141H263ZM99 145V143H98ZM111 145V144H110ZM115 145V144H114ZM133 145V144H132ZM135 145V144H134ZM145 145V144H144ZM157 145V144H156ZM179 145V144H178ZM183 145V144H182ZM181 145V146H182ZM195 145V144H194ZM199 145V144H198ZM202 145V144H201ZM216 145V144H215ZM223 145V144H222ZM221 145V146H222ZM231 145V143H230ZM251 146L250 142L248 144V146ZM85 146V148H86ZM113 146V145H111ZM119 146V145H118ZM123 146V145H122ZM131 146V145H130ZM180 146V145H179ZM196 146V145H195ZM194 146V147H195ZM208 146V145H207ZM212 146V145H211ZM226 146V145H224ZM223 146V147H224ZM235 146V144H234ZM244 146V145H243ZM246 146V145H245ZM247 146V147H248ZM255 145H253L252 147H254ZM91 147V146H90ZM107 147V146H106ZM105 147V148H106ZM124 147V146H123ZM155 147V146H154ZM162 147V146H161ZM165 147V146H164ZM174 147V146H173ZM178 147V146H177ZM201 147V146H200ZM230 147V146H229ZM232 147V146H231ZM230 147V149H231ZM240 147V146H238ZM92 148V147H91ZM124 148H128V147H124ZM132 148V147H131ZM140 147H138L139 150ZM143 148V147H142ZM183 148V147H182ZM189 148V147H188ZM227 148V147H226ZM242 148V147H240ZM249 148V147H248ZM251 148V147H250ZM260 148V147H259ZM262 148V147H261ZM83 149V150H82ZM87 149V148H86ZM85 149V150H86ZM90 149V148H89ZM108 148H106L107 150ZM114 149V148H113ZM112 149V150H113ZM137 149V148H136ZM150 149V148H149ZM170 150V148H168ZM190 149V148H189ZM200 149V148H199ZM208 149V148H207ZM210 149H212V147H210ZM225 149V148H224ZM223 149V151H224ZM229 149V148H227ZM247 149V148H246ZM253 149V148H251ZM83 151L84 153H80V151ZM117 150V149H116ZM120 150V149H118ZM117 150V151H118ZM128 150V149H127ZM147 150V149H146ZM153 150V149H152ZM156 150V149H155ZM176 150V149H174ZM186 150V149H183ZM196 150V149H195ZM201 150V149H200ZM209 150V149H208ZM218 150V148L216 149ZM220 150V149H219ZM242 150H244V148H242ZM254 150V149H253ZM261 150V149H260ZM264 150V148H263ZM89 152V150H87ZM93 151V150H92ZM96 151V150H95ZM110 151V150H109ZM116 151V155L117 152ZM122 152L125 151L121 150ZM136 151V150H135ZM143 151V150H141ZM145 151V150H144ZM160 151V149L158 150ZM162 151V150H161ZM190 151V150H189ZM193 151V150H192ZM213 151V150H212ZM226 151V150H225ZM233 151H235L233 149ZM240 151V150H239ZM249 151V150H248ZM255 151V150H254ZM91 152V149H90ZM101 152V151H100ZM104 152V151H103ZM102 152V153H103ZM111 152V151H110ZM114 152V151H112ZM121 152V153H122ZM127 152V151H126ZM137 152V151H136ZM135 152V153H136ZM139 152V151H138ZM222 152V151H221ZM94 153V152H92ZM91 153V154H92ZM115 153V152H114ZM131 153V152H130ZM145 153V152H144ZM164 153V152H163ZM173 153V152H172ZM180 153V151L178 152ZM193 153V152H192ZM197 153V152H196ZM195 153V154H196ZM199 153V152H198ZM225 153V152H224ZM81 154V155H80ZM101 154V153H100ZM109 154V153H108ZM120 154V151H119ZM175 154V153H174ZM213 154V153H212ZM211 154V155H212ZM223 154V153H222ZM231 154V153H230ZM88 155V153L86 154ZM85 156H82L83 158ZM95 155V154H93ZM98 155V154H97ZM96 155V156H97ZM112 155V154H110ZM115 155V154H114ZM123 155V154H122ZM125 155V154H124ZM152 155V154H151ZM232 155V154H231ZM237 155V154H236ZM90 156V153H89ZM104 156V154H103ZM113 156V155H112ZM175 156V155H174ZM177 156V155H176ZM218 156V154H217ZM223 156V155H222ZM230 156V155H227ZM226 156V157H227ZM239 156V155H238ZM237 156V157H238ZM106 157V154H105ZM145 157V156H144ZM210 157V156H209ZM215 157V156H214ZM255 157V156H254ZM259 157V156H257ZM97 158V157H96ZM101 158V157H100ZM108 158V157H107ZM139 158V157H138ZM216 158V157H215ZM236 158V157H235ZM93 159V157H92ZM117 159V158H116ZM218 159V158H217ZM256 159V158H255ZM87 160V159H86ZM88 160L89 157H88ZM106 160V159H105ZM108 160V159H107ZM112 160V159H111ZM122 160V159H121ZM128 160V159H127ZM136 160V159H135ZM220 160V159H219ZM238 160V158H237ZM240 160V159H239ZM260 160V159H259ZM113 161V160H112ZM217 161V160H216ZM264 161V159H263ZM262 161V163H263ZM235 162V161H234ZM238 162V161H237ZM244 162V161H243ZM252 162V161H251ZM249 161V163H251ZM105 163V162H104ZM212 163V162H210ZM214 163V162H213ZM257 163V162H256ZM261 163V161H260ZM107 164V163H106ZM232 164V163H231ZM235 164V163H234ZM247 164V163H246ZM93 165H96V163L94 162ZM103 165V164H102ZM105 165V164H104ZM216 165V163H215ZM219 165V164H218ZM239 165V164H238ZM243 165V164H241ZM257 166V164H255ZM262 165V164H261ZM82 166H84L82 168ZM87 166H86V170H87ZM88 166V167H89ZM106 166V165H105ZM233 166V165H232ZM249 166V165H248ZM255 166V168H257ZM89 167V168H90ZM94 167V166H93ZM213 167V166H212ZM231 167V166H230ZM237 166H235L236 168ZM252 167V166H251ZM217 168V167H216ZM224 168V167H223ZM227 168V167H225ZM232 168V167H231ZM241 168V167H240ZM245 168V166H244ZM248 168V167H247ZM259 168V167H258ZM100 169V168H99ZM98 169V170H99ZM106 169V168H105ZM210 169V168H209ZM220 169V168H219ZM229 169V168H228ZM226 169V170H228ZM234 169V166L233 168ZM239 169V168H237ZM97 170V171H98ZM235 170V169H234ZM248 170V169H247ZM256 170V169H255ZM259 170V169H257ZM84 171V170H82ZM211 171V170H210ZM219 171V170H218ZM87 172V171H85ZM91 172V171H90ZM100 172V170H99ZM214 172V171H212ZM211 172V173H212ZM220 172V171H219ZM252 172V171H251ZM84 173V172H83ZM94 173V172H93ZM217 173V172H216ZM223 173V172H222ZM232 173V172H231ZM85 174V173H84ZM233 174V173H232ZM92 175V174H91ZM212 175V174H211ZM215 175V174H214ZM219 175H221L219 173ZM230 175V173H229ZM236 175V174H235ZM257 175V174H256ZM254 176V175H253ZM217 177V176H216ZM231 177V176H230ZM235 177V176H234ZM259 177V176H258ZM257 177V178H258ZM198 178V177H197ZM210 178V177H209ZM207 178V179H209ZM239 178V177H238ZM255 178V177H254ZM82 179V178H81ZM199 179V178H198ZM201 179V178H200ZM204 179V178H203ZM214 179V178H213ZM217 179V178H215ZM261 179V178H260ZM79 180V179H78ZM197 180V179H196ZM202 180V179H201ZM224 180V178H223ZM229 180V178H228ZM239 180V179H238ZM83 181V180H82ZM81 181V182H82ZM194 181V180H193ZM214 181V180H213ZM218 181V180H217ZM220 181V179H219ZM222 181V179H221ZM230 181V180H229ZM260 181V180H259ZM207 182V181H206ZM209 182V181H208ZM223 182V181H222ZM228 182V181H227ZM236 182V181H235ZM257 182V181H256ZM262 182V181H261ZM260 182V186L261 185ZM79 182H77L76 184H78ZM192 183V182H191ZM195 183V182H194ZM199 183V182H198ZM226 183V182H225ZM239 183V182H238ZM252 183V182H251ZM211 184V183H210ZM220 184V183H219ZM236 185V183H234ZM257 184V183H256ZM264 184V183H263ZM194 185V184H193ZM197 185V184H195ZM208 185V184H207ZM218 185V184H217ZM223 185V184H222ZM255 185V184H254ZM74 186V185H73ZM78 186V185H77ZM80 186V185H79ZM230 186V185H229ZM234 186V185H233ZM158 187V186H157ZM204 187V185H203ZM210 187V186H209ZM212 187V186H211ZM214 187V185H213ZM216 188L218 186H215ZM220 187V185H219ZM232 187V186H231ZM247 187V185H246ZM263 187V186H262ZM198 188V187H197ZM202 188V187H201ZM205 188V187H204ZM215 188V189H216ZM238 188V185L237 187ZM235 188V189H236ZM250 188V187H249ZM254 188V186H253ZM77 189V188H76ZM208 189V188H207ZM219 189V188H217ZM223 189V187L221 188V190ZM195 190V189H194ZM202 190V189H201ZM204 190V189H203ZM224 190V189H223ZM222 190V191H223ZM226 190V189H225ZM229 190V189H227ZM233 190V189H232ZM157 191V188L156 190ZM208 191H210L208 189ZM213 190H211L212 192ZM216 192V191H215ZM219 192V191H218ZM231 192V191H230ZM156 193V192H155ZM227 193V192H226ZM233 193V192H232ZM264 196V195H263ZM31 197V198H29ZM29 198V199H28ZM54 198V199H55ZM62 198V197H61ZM232 198V196H231ZM230 198V200H231ZM28 199V200H27ZM38 199V200H39ZM227 199V198H226ZM225 199V201H226ZM248 199V198H247ZM258 199V198H257ZM256 199V200H257ZM263 199V198H262ZM27 200V201H26ZM36 200V201H38ZM234 200V197H233ZM246 199H244L245 201ZM251 200V199H250ZM254 199L252 198V201ZM34 200V202H36ZM40 201V200H39ZM56 201V200H55ZM229 201V200H228ZM248 201V200H247ZM48 202V201H47ZM227 202V201H226ZM225 202V203H226ZM231 202V201H230ZM234 202V201H233ZM250 202V201H249ZM264 203V201H262ZM40 203V202H39ZM49 203V202H48ZM58 203V201H57ZM229 203V202H228ZM237 203V202H236ZM248 203V202H245ZM251 203V202H250ZM254 203V202H253ZM30 204V203H29ZM31 204H33V202H31ZM37 204V203H36ZM55 204V203H54ZM219 204V203H218ZM260 201L258 202L259 206ZM35 205V203L33 204ZM52 205V204H51ZM56 205V204H55ZM262 204H260V208L258 207H254V209H256L253 212H258L257 210H259L262 214L264 215V205L261 206ZM53 206V205H52ZM227 206V205H226ZM231 206V203L230 205ZM236 206V205H235ZM146 207V206H145ZM145 207L143 209H145ZM225 207V206H224ZM234 207V206H233ZM240 207V206H238ZM32 206L30 205V209L31 210ZM34 208V206H33ZM147 208V207H146ZM237 208V207H236ZM241 208V207H240ZM250 208V207H249ZM239 209V208H237ZM248 209V208H247ZM33 210V209H32ZM226 210V209H225ZM246 210V209H245ZM41 211V210H40ZM44 211V209H43ZM144 211V210H143ZM228 211V210H227ZM237 211V210H236ZM240 211V210H239ZM26 212V211H25ZM24 212V213H25ZM31 212V211H30ZM45 212H48L45 210ZM231 212V211H230ZM238 212V211H237ZM244 210L242 212L239 213H243ZM252 212V211H251ZM32 213V212H31ZM20 214V215H21ZM39 214V213H38ZM36 214V215H38ZM43 215V213H41ZM232 214V213H231ZM235 214V213H233ZM237 214V213H236ZM247 214V213H246ZM254 214V213H253ZM29 215V214H28ZM45 215V214H44ZM240 216V214H238ZM249 215V214H248ZM257 215V213H256ZM18 216V215H16ZM24 217V215H21ZM261 216V215H260ZM45 217V216H44ZM43 217V219H44ZM256 217V216H255ZM28 218V217H27ZM31 218V217H30ZM33 218V216H32ZM38 218V216H37ZM42 218V217H41ZM248 218V217H247ZM252 218V217H250ZM19 219V218H17ZM249 219V218H248ZM254 219V218H253ZM257 219V218H256ZM21 220V218H20ZM19 220V221H20ZM27 220V219H26ZM30 220V219H29ZM33 220V219H31ZM40 220V219H39ZM42 220V219H41ZM40 220V221H41ZM255 220V219H254ZM18 220H16L17 222ZM23 221V220H22ZM25 221V220H24ZM34 221V220H33ZM36 221V220H35ZM39 221V222H40ZM44 221V220H43ZM245 221V220H244ZM242 220V222H244ZM259 223L258 225L262 227V231H264V221H259V219L257 220ZM15 222V223H16ZM30 222V221H29ZM28 222V223H29ZM37 222V221H36ZM247 222V221H246ZM255 222V221H254ZM14 223V224H15ZM22 223V222H21ZM45 223V222H44ZM18 224V223H17ZM31 224V223H30ZM29 224V225H30ZM35 224V223H34ZM37 224V223H36ZM256 224V223H255ZM4 225H7L4 227ZM9 225V226H8ZM39 225V224H38ZM43 225V223H42ZM16 226V224H15ZM12 225V227H15ZM20 226V225H19ZM25 226V225H24ZM31 226V225H30ZM36 227V226H35ZM39 228V226H37ZM2 228V229H3ZM42 228V227H41ZM10 229V231H9ZM16 229V228H15ZM18 229V226H17ZM35 229V228H34ZM33 229V230H34ZM259 229V228H258ZM14 230V229H13ZM23 230V229H22ZM30 231V230H29ZM261 231V230H260ZM261 231V232H262ZM1 233V232H0ZM23 233V232H22ZM31 233V232H30ZM33 233V232H32ZM35 233V232H34ZM2 234V233H1ZM5 234V232H4ZM259 234V232H258ZM36 235V234H35ZM34 235V236H35ZM262 235V236H261ZM261 235H259L260 239V244H259V249L256 250V253H258V261L256 260L255 262H253L254 264H264V234L261 233ZM7 236V235H6ZM15 236V235H14ZM1 237V236H0ZM12 237V236H11ZM10 237V240H11ZM30 237V236H29ZM9 239V235L7 237ZM20 238V237H19ZM25 238V236H24ZM31 238V237H30ZM255 238V237H254ZM4 239V238H2ZM9 240V241H10ZM26 240V239H25ZM29 240V238H28ZM20 241V240H18ZM24 241V240H23ZM251 241V240H250ZM256 241V239H255ZM254 241V242H255ZM8 242V241H6ZM15 242V241H14ZM25 242V241H24ZM248 242V240H247ZM253 242V241H252ZM253 242V243H254ZM20 243V242H19ZM256 243H258L256 241ZM23 244V243H22ZM21 244V245H22ZM249 244V243H248ZM17 245H19L17 243ZM4 246V245H3ZM2 246V248H3ZM24 246V245H23ZM254 246V245H253ZM258 246V245H257ZM1 247V245H0ZM256 247V246H255ZM13 248V247H12ZM254 248V247H253ZM252 248V249H253ZM10 249V248H9ZM248 249V248H247ZM246 249V250H247ZM250 249V248H249ZM256 249V248H255ZM6 251V249H5ZM7 252V251H6ZM5 252V253H6ZM10 252V250H9ZM8 253V255H10ZM19 252V251H18ZM251 252V251H249ZM248 252V253H249ZM253 253V252H252ZM15 254V253H14ZM246 254V253H245ZM244 254V255H245ZM7 255V254H6ZM5 256V255H2ZM12 256V255H10ZM252 256V255H251ZM257 256V255H256ZM13 257V256H12ZM11 258H9V261H11ZM248 257V255H247ZM254 257V256H253ZM257 258V257H256ZM8 258H4L3 260H0V264H8L7 261ZM237 260V259H236ZM235 260V261H236ZM241 260H243V258H241ZM247 260V259H246ZM252 260V259H251ZM254 260V259H253ZM252 260V261H253ZM7 261V262H6ZM223 261V260H222ZM244 261V260H243ZM242 261V263H243ZM252 261H250L252 263ZM16 262V261H15ZM229 262V261H228ZM227 262V263H228ZM232 264L233 261L231 260ZM246 262V261H245ZM220 263V262H219ZM241 263V264H242ZM247 263V262H246ZM249 263V262H248ZM11 264V263H10ZM218 264V263H217ZM226 264V263H225ZM230 264V263H229ZM237 264V263H236Z\"/></svg>", "mask_w": 264, "mask_h": 264}]
</instances>
